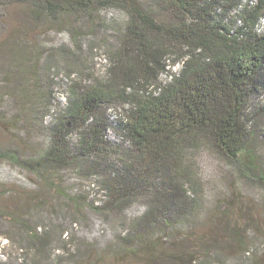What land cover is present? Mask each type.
I'll list each match as a JSON object with an SVG mask.
<instances>
[{
  "label": "rangeland",
  "instance_id": "374dc122",
  "mask_svg": "<svg viewBox=\"0 0 264 264\" xmlns=\"http://www.w3.org/2000/svg\"><path fill=\"white\" fill-rule=\"evenodd\" d=\"M255 1L241 0L222 22L234 24L241 8ZM140 3L154 8L162 0ZM215 5L222 12L223 6ZM125 20L119 7L49 13L35 0H0V151H14L21 159L42 153L47 127L73 85L109 75L112 54L123 46ZM177 57L167 56L170 72L181 68ZM151 89L145 84L138 91ZM259 102L264 104L262 94L249 106ZM127 109V103L112 105L109 116L116 119ZM257 128L264 129V117ZM107 135L117 142L112 131ZM250 147L257 164L264 165L260 131ZM186 157L194 182L185 189L198 201L196 218L188 224L173 221L134 245L121 238L129 233L130 219L144 210L145 199L125 211L95 209L106 199L99 176L69 167L41 177L0 157V264H264V187L242 178L206 144ZM109 159L110 172H117L119 156L111 153ZM36 231L48 234L43 251L32 247Z\"/></svg>",
  "mask_w": 264,
  "mask_h": 264
},
{
  "label": "trees",
  "instance_id": "16d2710c",
  "mask_svg": "<svg viewBox=\"0 0 264 264\" xmlns=\"http://www.w3.org/2000/svg\"><path fill=\"white\" fill-rule=\"evenodd\" d=\"M35 1L49 13L123 9V46L112 54L106 78L69 90L66 105L47 127L41 154L21 159L0 151L1 158L41 177L69 167L99 176L106 199L95 209L125 211L145 199L121 238L133 245L173 221L196 218L198 201L185 189L194 182L186 155L202 144L233 163L242 178L264 187V165L250 147L258 131L264 135L257 128L264 104L249 106L253 97L264 96V27L258 28L264 0L243 6L234 19L239 25L222 19L241 0H162L154 8L141 0ZM171 55L181 62L176 73L168 70ZM168 72V80H160ZM145 84L152 89L139 93ZM121 103L129 105L127 114L111 119L110 106ZM111 153L121 163L113 173ZM46 236L34 232L32 247L43 251Z\"/></svg>",
  "mask_w": 264,
  "mask_h": 264
}]
</instances>
